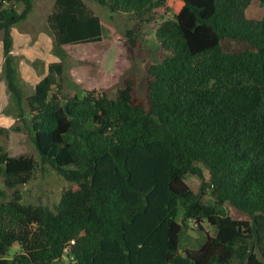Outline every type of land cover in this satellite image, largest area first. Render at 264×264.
I'll list each match as a JSON object with an SVG mask.
<instances>
[{
    "label": "trees",
    "instance_id": "obj_1",
    "mask_svg": "<svg viewBox=\"0 0 264 264\" xmlns=\"http://www.w3.org/2000/svg\"><path fill=\"white\" fill-rule=\"evenodd\" d=\"M94 1L155 23L163 60L148 67L145 99L132 80L116 98L64 101L51 95L50 76L37 85L28 99L32 141L74 186L56 211L8 201L0 187V264H264V17H247L253 0ZM32 9V0H0L5 73L16 97L13 28ZM48 24L56 49L104 41L100 17L83 0H57ZM128 36L135 44L133 31ZM51 70L63 74L60 64ZM37 166L0 146L8 189L29 185ZM189 175L202 181L199 194ZM207 192L215 206L204 202ZM226 203L250 219L218 210ZM204 220L216 235L182 253L188 221L204 231Z\"/></svg>",
    "mask_w": 264,
    "mask_h": 264
},
{
    "label": "rangeland",
    "instance_id": "obj_2",
    "mask_svg": "<svg viewBox=\"0 0 264 264\" xmlns=\"http://www.w3.org/2000/svg\"><path fill=\"white\" fill-rule=\"evenodd\" d=\"M57 0H32L33 9L27 19L13 28L14 49L21 97L10 93L5 73L3 34H0V146L11 157H32L37 162L34 178L27 186L10 190L0 178V187L7 191L8 201L20 200L25 205H41L56 211L65 190L74 186L51 165L43 162L32 141V112L28 99L35 93L37 85L51 77V95L62 101L76 95L84 97L91 93L116 98L128 80L135 81L136 96L146 98L148 67L163 60L164 52L157 40V25L138 23L127 14L112 13L94 0H83L95 15L100 17L104 27V41L91 48L65 46L56 49L48 24ZM19 12L25 6L13 4ZM10 7V6H9ZM249 19L264 17V7L253 0L247 11ZM162 22V21H160ZM133 31L134 41L128 36ZM231 51L242 49L240 43L225 42ZM62 65L63 74L52 72V65ZM207 179L209 172L205 170ZM187 186L199 194L202 181L195 176L186 177ZM207 205L215 206V199L209 192L204 197ZM221 212L239 220L250 218L229 203L218 208ZM183 211L179 221L182 222ZM204 231L199 230L195 221H188L181 234V252L199 250L207 242V236L214 237L216 231L207 220L203 221ZM193 231V232H192ZM197 235L193 236L192 234ZM19 252L15 246L10 252L14 257Z\"/></svg>",
    "mask_w": 264,
    "mask_h": 264
},
{
    "label": "water",
    "instance_id": "obj_3",
    "mask_svg": "<svg viewBox=\"0 0 264 264\" xmlns=\"http://www.w3.org/2000/svg\"><path fill=\"white\" fill-rule=\"evenodd\" d=\"M193 232V231H192ZM192 232H191V234H192ZM193 236H197V235H194V234H192Z\"/></svg>",
    "mask_w": 264,
    "mask_h": 264
}]
</instances>
